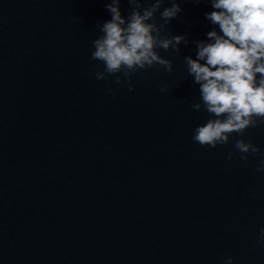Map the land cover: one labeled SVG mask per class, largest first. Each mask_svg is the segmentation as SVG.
Instances as JSON below:
<instances>
[{"label": "water", "instance_id": "obj_1", "mask_svg": "<svg viewBox=\"0 0 264 264\" xmlns=\"http://www.w3.org/2000/svg\"><path fill=\"white\" fill-rule=\"evenodd\" d=\"M109 2L0 0V264H264L260 155L234 148L264 153V125L216 148L192 139L210 117L191 107L184 57L219 31L210 3L178 0L167 27L189 43L159 50L173 72H138L129 91L91 74Z\"/></svg>", "mask_w": 264, "mask_h": 264}, {"label": "clouds", "instance_id": "obj_2", "mask_svg": "<svg viewBox=\"0 0 264 264\" xmlns=\"http://www.w3.org/2000/svg\"><path fill=\"white\" fill-rule=\"evenodd\" d=\"M199 3L200 0H195ZM213 11L205 19L214 27L206 33L207 41H195L196 55L185 56L188 76L199 85L200 101L191 105L196 112L209 114L203 125L194 129L193 141L216 148L232 142V134L243 136L248 128L264 125V0H208ZM131 6L127 16L121 12V0L106 4L111 19L98 24L101 35L91 41V59L103 68L92 66L97 80L116 77V83H129L138 72L159 66L173 72L171 59L159 50L180 52L187 46V35H174L168 25L183 11L178 0H127ZM146 5V6H145ZM163 6V7H162ZM159 13V19L157 18ZM122 74V75H121ZM166 92L167 88L160 89ZM115 95L112 89H109ZM234 148L240 159L260 155L256 171L264 173V153L251 140L235 139ZM235 153H229L232 159ZM254 196V194H253ZM257 241L264 245V228ZM224 264H233L226 257Z\"/></svg>", "mask_w": 264, "mask_h": 264}]
</instances>
